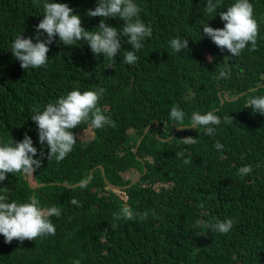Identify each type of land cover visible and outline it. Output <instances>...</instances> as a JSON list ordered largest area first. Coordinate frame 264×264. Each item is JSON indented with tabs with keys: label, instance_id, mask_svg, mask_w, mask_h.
Returning <instances> with one entry per match:
<instances>
[{
	"label": "trees",
	"instance_id": "16d2710c",
	"mask_svg": "<svg viewBox=\"0 0 264 264\" xmlns=\"http://www.w3.org/2000/svg\"><path fill=\"white\" fill-rule=\"evenodd\" d=\"M45 2L68 4L87 31L104 19L87 15L97 0H0V146L27 135L41 160L32 175L8 174L0 195L17 203L35 196L61 213L49 217L55 235L10 244L0 235V264H264V115L247 107L264 96V0H249L259 25L256 51L249 45L232 56L203 33L205 24L223 28L219 12L236 0H220L213 14L204 10L207 0H133L153 33L135 64L122 62L132 50L127 38L110 62L84 41L66 46L57 36L47 64L26 70L10 45L17 36L36 42ZM105 23L120 30L124 22ZM173 38L188 40V48L174 51ZM97 88L104 89L97 106L116 127L81 123L66 158L48 159L31 117L72 90ZM174 106L185 126L194 112H213L221 123L210 135L203 127L179 131L170 119ZM244 166L252 169L247 175L239 174ZM124 207L132 220L114 218ZM227 219V234L204 227Z\"/></svg>",
	"mask_w": 264,
	"mask_h": 264
},
{
	"label": "clouds",
	"instance_id": "9594fccd",
	"mask_svg": "<svg viewBox=\"0 0 264 264\" xmlns=\"http://www.w3.org/2000/svg\"><path fill=\"white\" fill-rule=\"evenodd\" d=\"M37 6L39 0H36ZM220 0H207L205 11L208 14L216 12ZM43 19L36 26L37 40L17 36L10 45L13 56L20 61L23 69L39 68L45 66L48 61L47 53L49 45L58 36L59 41L66 46H75L78 42H86L93 54L102 55L104 60L115 61V57L121 50V37L127 38L126 42L131 45L132 50L123 52V63L133 65L137 62L139 52L143 48L145 38L152 37V29L139 19L140 8L133 0H97L94 10H88L89 17H103L95 31H87L82 26L81 17L66 3L45 2L43 4ZM253 5L249 0H236L234 4L227 7L226 11L219 12L220 19L224 22L223 28H212L208 24L203 25V33L210 37L214 44L221 50H227L232 56H238L249 45V51L257 50V39L259 25L253 17ZM109 17H119L123 20L122 29L109 26L105 20ZM46 33L47 39L41 40L40 34ZM169 46L176 52L188 48V40L173 38ZM211 61V57L209 58ZM110 67V66H109ZM224 71L220 77L226 78ZM104 89L72 90L66 96L60 97L55 104H48L42 112L31 117L38 130L39 142L47 144L49 152L48 159L54 158L60 162L73 150L77 137L73 129L81 123L90 122L91 127L100 129L104 126L116 127L114 121L102 114L98 107L99 99L103 96ZM247 107L254 113L264 115V96H255L247 101ZM184 112L174 106L170 111V119L178 123L179 131L186 127L199 129L205 128V134H212L214 128L221 123L220 118L213 112L200 114L194 112L191 123L184 125ZM225 123H232L231 116H225ZM185 144L195 143L192 137L182 139ZM215 148L220 150L223 145L217 142ZM177 157L183 153H177ZM37 156V148L33 146L31 137L27 135L15 146H0V182H3L8 174L22 173L32 175L41 166ZM184 163H189L184 160ZM239 174L247 175L252 169L250 166L241 167ZM76 204L75 199L72 200ZM57 207L42 208L39 201L33 196L30 202L17 203L7 202L5 195H0V235L4 237L5 243L13 240L23 242L24 240H36L38 237L55 235L56 228L49 217L60 216ZM114 218L121 217L132 220L134 214L130 208L124 207L119 214L114 213ZM198 225L200 222H197ZM116 227L115 224L112 225ZM213 232L227 234L233 227V220L217 221L216 223L204 224ZM75 264H79L76 261Z\"/></svg>",
	"mask_w": 264,
	"mask_h": 264
},
{
	"label": "water",
	"instance_id": "95a60500",
	"mask_svg": "<svg viewBox=\"0 0 264 264\" xmlns=\"http://www.w3.org/2000/svg\"><path fill=\"white\" fill-rule=\"evenodd\" d=\"M156 120V119H155ZM101 166V165H100ZM91 170H92V167L89 169V172H88V177L87 179L90 177V173H91ZM65 183V182H64ZM32 186H36L37 183H30ZM110 186H112L113 189H116L117 188V185L115 184H109Z\"/></svg>",
	"mask_w": 264,
	"mask_h": 264
},
{
	"label": "rangeland",
	"instance_id": "374dc122",
	"mask_svg": "<svg viewBox=\"0 0 264 264\" xmlns=\"http://www.w3.org/2000/svg\"><path fill=\"white\" fill-rule=\"evenodd\" d=\"M205 54H206V57H207V55H208V52H206Z\"/></svg>",
	"mask_w": 264,
	"mask_h": 264
}]
</instances>
